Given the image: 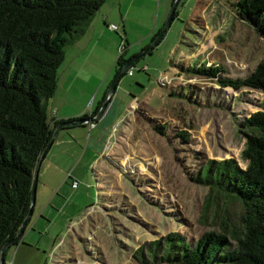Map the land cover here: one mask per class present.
Wrapping results in <instances>:
<instances>
[{"label":"rangeland","instance_id":"1","mask_svg":"<svg viewBox=\"0 0 264 264\" xmlns=\"http://www.w3.org/2000/svg\"><path fill=\"white\" fill-rule=\"evenodd\" d=\"M236 1L179 2L177 15L162 39L129 67L132 73L126 72L117 84L114 97L122 108L117 104L112 115L114 137L103 158L98 184L88 167L91 192L86 195L84 182L77 190L85 189L86 196L79 197L84 202L71 198L74 191L65 195L68 203L64 211H68L59 217L60 222L48 235L40 220L30 237L10 247L7 264L14 260V264H142L132 257L135 249L168 232L177 231L195 241L204 232L220 231L224 222L239 226L241 205L224 196L210 200L209 186L202 183L209 177L204 168L210 159L227 158L246 167L247 160L242 157L245 139L238 131L239 124L264 108V93L222 87L191 71L201 63L219 64L221 76L245 77L264 59V38L238 17ZM172 3L142 0L131 6L125 32L130 42L126 59L151 44ZM101 6L110 7L112 2ZM101 51L97 47L93 55L99 57L96 77L105 82L93 109L118 70V49L111 61L110 50ZM69 59L67 52L65 62ZM80 84L78 81L77 87ZM83 86H87L85 94L75 92L79 104L91 88L86 82ZM93 88L96 85L92 84ZM71 91L73 97L74 89ZM52 113L49 105V120ZM162 125L160 133L155 127ZM98 185L101 188L97 190ZM37 209L38 205L35 212Z\"/></svg>","mask_w":264,"mask_h":264},{"label":"trees","instance_id":"2","mask_svg":"<svg viewBox=\"0 0 264 264\" xmlns=\"http://www.w3.org/2000/svg\"><path fill=\"white\" fill-rule=\"evenodd\" d=\"M104 1L0 0V251L29 213L34 172L53 133L47 101L56 90L65 46L81 35ZM234 6L238 17L264 38V0H237ZM128 59L122 55L118 68ZM191 71L222 87L264 93V59L245 77L221 76L219 64L201 63ZM61 122L54 120L53 125ZM155 129L163 133L164 126ZM238 131L245 139L246 167L233 158L210 159L204 168L209 177L202 183L209 186L210 200L224 196L239 202V226L224 222L220 231L204 232L195 241L180 232H168L140 244L133 258L142 264H264V108L243 119ZM23 234L5 250L3 264L6 251Z\"/></svg>","mask_w":264,"mask_h":264},{"label":"crops","instance_id":"3","mask_svg":"<svg viewBox=\"0 0 264 264\" xmlns=\"http://www.w3.org/2000/svg\"><path fill=\"white\" fill-rule=\"evenodd\" d=\"M108 1L105 0L104 2ZM110 1L112 2V6H100L87 24L83 26L81 35L64 49V60L62 63L66 61L67 52L70 54V59L65 62L64 68L58 73L56 90L52 99L47 101V108L49 105L53 108L50 119L53 130L56 127V125H53L54 120L65 122L73 118H79L83 114L86 117L95 115L93 114L94 102L101 85L105 82V79L103 81V79L96 77L97 72H99V67L97 66L99 63L96 64L99 57H95L93 53L97 47H99V50H102L101 53L110 50L109 59L111 61L120 42L123 41L126 45L123 58L126 59L124 54L130 49V42L125 32L131 19V6L135 3L140 4L142 0ZM110 23L118 25L117 28L115 30L108 28V24ZM83 55L85 56L81 60L75 61L72 59V57L81 58ZM81 72L82 78H78ZM78 81L81 83L80 87L76 85ZM84 82L91 88L92 84L96 85V88H93L94 94L93 90L89 88V93L85 96L83 103L79 104L75 92L82 91L85 94L86 91L83 90L87 86H83ZM72 89H74L73 97L70 96ZM105 94L106 91L103 93L102 98H104ZM116 99L117 97H114L113 94L103 114L97 121L93 122L94 125L92 127L89 124L83 123L63 126L58 130L56 137L47 149L39 166L35 203L32 215L24 229L22 240H24V237L31 236V230L39 225L42 219L43 224H41L44 226V231L49 235L51 227L54 224L57 225L60 222L58 221L59 217L68 211V209L64 211L68 203H65V195L74 191L71 198L74 196L81 203L84 201L79 197L89 196L92 184L91 178L86 171L88 167L92 168L91 170L97 183L102 170L103 158L108 155L109 143L114 137V127H112L114 117L112 115H114L115 108H122ZM69 101L75 103V105L69 103ZM117 104L118 107H116ZM87 109H89L88 112ZM74 180L78 181L76 188L71 186ZM68 182L70 187L68 186ZM83 182L85 183L86 195L84 188L77 192L80 185H83ZM100 188L98 185L97 190ZM36 205H38V209L35 212ZM33 217L34 220L31 223ZM38 239L41 240V238ZM9 249L6 251V264ZM14 262L15 260L10 261L8 264H14Z\"/></svg>","mask_w":264,"mask_h":264},{"label":"water","instance_id":"4","mask_svg":"<svg viewBox=\"0 0 264 264\" xmlns=\"http://www.w3.org/2000/svg\"><path fill=\"white\" fill-rule=\"evenodd\" d=\"M179 1L180 0H173L172 7H171V10H170V13L168 15L167 20H166L165 24L163 25L162 29L157 34V36L151 42V44L144 51H142L139 54H137V55L133 56L132 58L128 59L115 72L112 80L110 81V83L108 85V88L106 90V94H105L104 99L102 101V104H101L99 110L96 112V114L94 116L84 117V118H81V119H78V120H71V121L61 122L59 125H57L54 128L51 140H50L49 144L46 146V148L43 150V152L41 153V156H40V158L38 160V163H37V167H36L35 172H34V179H33V183H32L31 202H30L29 213H28L27 217L24 219V221L22 222L21 226L19 227L16 236L13 239L7 241L2 246L1 251H0V264L4 263V252H5V250L21 235V233L24 231V229H25V227H26V225L28 223V220H29L30 216L32 215L33 206H34V203H35L36 185H37V177H38L39 166L41 164L42 159L44 158V155H45L47 149L51 145L53 139L56 137V135L58 133V130L61 127H63V126L75 125V124H83V123H85L87 121L95 122V121L98 120V118L103 114V112H104V110H105L110 98L114 94V92L116 90V87H117V84H118V82L120 80L121 74L124 73L129 67L132 66L133 63H135L140 57L145 55L149 49H152L162 39L165 31L167 30V28L170 26L172 20L174 19V13L176 11L177 5L179 4Z\"/></svg>","mask_w":264,"mask_h":264},{"label":"built area","instance_id":"5","mask_svg":"<svg viewBox=\"0 0 264 264\" xmlns=\"http://www.w3.org/2000/svg\"><path fill=\"white\" fill-rule=\"evenodd\" d=\"M108 28H110V29H116L117 28V26L115 25V24H108ZM125 48H126V45H125V43L122 41L121 42V44L118 46V53H119V56L117 57V59L116 60H119V58L123 55V53H124V51H125ZM144 69V68H143ZM126 72H128V74H131L132 73V71L129 69V70H127ZM86 124H89V126L90 127H92L93 125H94V123L93 122H91V121H87V122H85ZM68 176H69V174H67ZM71 186L73 187V188H76L77 186H78V181L77 180H74L72 183H71Z\"/></svg>","mask_w":264,"mask_h":264}]
</instances>
